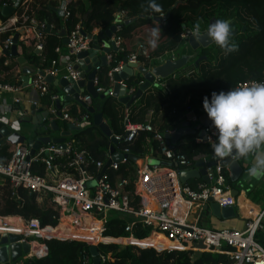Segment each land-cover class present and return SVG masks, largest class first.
<instances>
[{
    "label": "built area",
    "instance_id": "built-area-1",
    "mask_svg": "<svg viewBox=\"0 0 264 264\" xmlns=\"http://www.w3.org/2000/svg\"><path fill=\"white\" fill-rule=\"evenodd\" d=\"M15 1L0 0V7L13 6ZM27 2L29 0H19L14 13L7 17L5 21L0 20V35L9 28H11L12 33L22 29L25 34L21 36L19 41L29 48L31 52L41 55L44 50L46 24L37 21L33 17L29 18L25 14ZM67 3L65 0L62 7H60L61 3L58 5L57 8H61L62 11V16L60 17L67 16ZM19 6L23 9L21 14L17 13ZM162 16L160 15V17ZM125 19L124 12L119 10L114 15L113 24H121ZM163 21L161 20V24ZM119 29L108 39L113 41L116 51L123 50L122 38L118 34ZM82 31L81 24H76L66 33L68 43L63 45V47L58 46L54 49L58 56L56 59L51 60L48 67L41 69L45 74L50 73L55 77L60 73L64 77H71L73 80L78 78V71L73 69L75 55L80 51L89 49L92 42L90 38L83 35ZM12 33L4 39H0V57H5L3 61L5 68L9 66L10 56L6 55V52H9L11 46ZM191 33H194V31H191ZM180 37L184 43L188 37L187 30L181 32ZM103 46V43H100V48ZM178 50L179 47H175L170 51L164 52L163 55L157 56L155 61L161 62L167 57L175 59L178 56ZM137 55L142 56L146 60H152L141 44H138ZM104 56H106L108 65L112 59L111 53H107ZM126 57L127 61H138L135 53ZM120 65L110 68L107 72L110 82L112 81V73L118 71ZM99 68L100 66H96L95 70L98 71ZM35 69L37 71L40 68L36 67ZM5 75L6 72H0V120L7 118L12 112H16L17 121L20 123L24 114L21 109L16 107L21 103L20 95L27 90H31L39 97L49 96L50 105H52L50 107L51 114L56 115L59 112L63 120L71 124L76 121V125L88 121L86 113L81 114L77 122L69 114L68 108L61 106L60 110L57 111L54 107V102L58 94L50 92V84L36 73L33 74L31 81L26 86L21 81H7ZM15 78L19 79L17 75H15ZM155 82L165 92H168L167 84L163 80L156 79ZM253 82H264V79L241 81L234 88L249 86ZM93 83L98 94H103L108 90L103 86H97V75L93 78ZM133 91V88L128 90L129 94ZM107 95L112 96V92L110 91ZM80 99L86 105H90V95H83ZM128 115L129 109L126 108L124 111V132L119 135H113L117 142H131L138 131L143 130L150 134L145 141H155L157 144L155 151L156 161L151 165H144L140 168L135 167L136 175L132 182L120 177L111 181L110 175L106 172L107 168L116 171L119 163L130 161L128 159L130 152L127 146L118 152L121 154L120 161H111L105 171L100 174L106 162L91 159L87 150L78 148L79 146L76 145L75 140L70 138V136L66 137L64 141L65 148H59L56 144L50 143L42 146L33 154H31V149L27 144H4L8 146L10 157L7 161L0 162V178L3 182L6 181L12 190L20 187L26 189L28 193H34L38 197L45 198L59 213L57 226H41L37 218L28 220L20 218L15 221H9L13 216L0 215V235L8 233L18 234L21 236L20 242H26L29 245L30 252L25 254L17 264H20L24 259L45 257L48 253L46 240L51 238L78 240L89 245L95 241L96 243L94 244L106 239L116 242L122 239L126 240L125 242L128 245L154 247L140 244L152 233L161 234L165 239L172 242V246H167L166 249L191 250L199 253L205 250L225 254L230 258L231 264H264V243H260L255 239V235L262 224L264 208L254 214L249 210L252 218L250 217L245 221L243 229L234 227L208 228L200 226L197 223L198 218L189 216L191 207L198 206L202 208L208 198L218 202L221 207L235 205L236 199L231 195V186L227 181V167L220 166L216 161L214 166L205 167V175L208 181H202L195 186L180 182L178 168H188L198 159H203L206 163L208 162L207 154L202 153L192 159H188L184 153L174 151L170 147L166 141L165 132L155 128L149 117L142 122L133 123L128 120ZM193 119H196L195 116ZM43 120L45 121L44 128H50V121L47 119ZM210 124L211 121L203 127L201 135L197 132L192 137L195 143L202 144L206 142L210 145L214 143L215 130L210 127ZM107 153V160H111L112 154L110 152ZM55 159H64L65 164L60 166L54 163ZM40 163L44 167L43 174L33 171L34 164ZM89 163H94L96 174L90 171ZM89 183L93 184L89 186ZM112 212H119L126 219L123 227L124 235L117 238L103 236L105 223ZM89 222H96L97 224L98 238L96 240H87L74 235L72 237V235L68 234L69 230L84 229ZM136 225L137 227L140 225L142 229H148V236L141 239L137 238L133 233ZM198 243L202 244L204 248L196 247ZM90 260L89 254L84 252L81 254V264H90ZM104 260L105 258L100 256V261L103 262Z\"/></svg>",
    "mask_w": 264,
    "mask_h": 264
},
{
    "label": "trees",
    "instance_id": "trees-1",
    "mask_svg": "<svg viewBox=\"0 0 264 264\" xmlns=\"http://www.w3.org/2000/svg\"><path fill=\"white\" fill-rule=\"evenodd\" d=\"M160 5L159 12H145L147 0H87V5L83 0H73L66 4L67 16L60 17L54 8H57V0H29L25 14L30 18L33 17L37 21L51 25V31L44 32V50L41 55L35 52H26L23 48L22 54L26 57V61L34 64L40 69H45L50 65L51 60L57 58L54 51L56 47H63L61 37L58 31L63 24L68 33L76 24H81L83 32L87 34L93 33L95 29H99V33L108 29L114 21L115 13L120 10L125 14L126 19H132L127 25H122L118 34L122 38V51H110L112 59L106 66H100L97 71L98 84L107 89L110 80L107 72L110 68L121 64L124 57L133 51L134 46L141 44L151 56L152 60H146L140 55H136L138 61L149 67L155 61L157 56L163 55L164 52L170 51L175 47H181L183 42L180 34L183 31H193L194 24L199 22L201 31L206 30L207 21L211 17L217 19H230L232 30L237 29L231 36V41L237 45V50L225 55L214 43L205 48H201L199 54L206 55L205 59L200 63L193 72L185 78L183 75L170 76L165 78L168 92L163 93L157 86L155 90L159 92L164 103H168L169 108L163 115V122L158 125L162 131L173 130L177 125L184 121L186 111L193 113L198 118L203 112L202 101L204 97L211 96L213 91L227 92L230 88L241 81L248 79H264V0H156ZM23 11L20 6L17 13ZM169 11V16L162 24L157 23L154 17L164 15ZM0 20L5 21L6 17L0 15ZM159 24L162 32L158 40L156 49H152L148 45L147 37H143L140 31L148 25L157 26ZM11 28L0 35V39L11 35ZM97 34V35H98ZM43 57V58H42ZM5 57H0V69H4L3 61ZM141 76L136 73L129 77L125 84L134 90L141 81ZM206 94L203 97L190 96L186 104H181L178 100L187 92V88H203L206 87ZM49 90L56 93L52 85ZM153 94H147L140 99V103L136 106H130L128 120L133 121L134 110L137 109V115L145 117L146 109L149 107L150 99ZM42 102L49 105V96H44ZM175 103V104H174ZM90 106L93 107L95 113H101L102 118L111 131L112 135H119L124 132V110L121 103L110 95L104 97L91 98ZM78 111L75 107H69V113L72 117L80 119L81 114L88 115L87 120L91 122L92 114L83 107ZM143 121V118L140 119ZM57 122V120H56ZM1 125V124H0ZM64 129H68L67 123L61 124ZM150 134L140 130L131 142H117L114 145V151H122L127 146L131 155L143 157L146 148V137ZM70 138L74 139L78 148L87 150L89 156L94 161L106 162L107 152L111 145L110 138L100 131L98 126L90 123L80 128L78 131L72 132ZM152 149H157L155 141H151ZM174 151L184 153L188 159L205 153L208 159L213 156L212 147L209 143H195L190 140L185 143L177 144ZM7 145L0 146V162H5L10 157ZM90 161V160H89ZM54 163L63 166L64 159H55ZM193 164V163H192ZM89 169L95 173L94 163H89ZM33 171L38 174L44 173L43 164H34ZM106 172L110 175L111 181L117 177L124 178L132 182L135 179L136 168L133 162L119 163L118 169L112 171L107 168ZM227 181L232 185L229 176ZM195 186V183H188ZM258 192V193H257ZM260 190L255 188L248 195L255 198ZM0 215L13 218L9 221L23 218H37L41 226L51 225L57 226L58 210L45 198L38 200V196L34 193H28L24 188L10 189L5 181L0 186ZM126 219L119 212H112L108 216L105 223V231L103 236L117 238L124 235L123 227ZM64 231V230H63ZM81 236L92 234L93 240L98 238L97 226L89 229L86 226L85 231H77ZM133 233L137 238H145L148 236V229L140 228V225L134 226ZM255 239L263 243V238L258 230ZM88 240V239H87ZM161 236L145 239L140 242L144 245H154L161 248L165 243ZM167 242V241H166ZM48 253L45 257L37 259H24L20 264H81V254H89V244L78 240H60L51 238L46 240ZM98 255L103 256L105 260L100 264H231V260L225 254L204 251L203 253L193 252L191 250H170L156 249L154 247H138L133 245H118L116 243L96 244ZM90 255V254H89ZM91 264V260H90Z\"/></svg>",
    "mask_w": 264,
    "mask_h": 264
},
{
    "label": "water",
    "instance_id": "water-1",
    "mask_svg": "<svg viewBox=\"0 0 264 264\" xmlns=\"http://www.w3.org/2000/svg\"><path fill=\"white\" fill-rule=\"evenodd\" d=\"M65 0H62L61 6H63ZM19 0H16L13 6L0 7V15L4 17L11 16L15 8L18 6ZM59 16H62L61 8H54ZM119 11V10H118ZM169 16V11L165 13L162 17H154V20L161 24V20H165ZM216 20L215 17H211L207 21V26ZM132 21V19H125L121 24H112L104 32L98 35L86 34L82 31L83 35H86L91 39V47L87 50L80 51L75 56V62L73 69L78 71V78L73 80L71 77H64L60 74L55 76L45 72L41 69L37 70L33 67L26 65V57L18 53L17 47L19 43L20 31L13 33L11 38V46L9 52L6 55L13 57L16 62L21 66V81L24 86H26L31 81V76L34 73L44 78L48 84H53L58 86L61 90L58 94L57 99L54 102V107L56 110H60L64 103H71L72 101L81 105L90 114H92L91 122L86 121L79 125L68 124V129L62 131L59 137H52L50 135H38L39 131L33 129L30 133L23 134L21 132L12 130L6 125L0 126V144H27L31 149V154L36 150L45 146L47 144H56L59 148H65V139L71 132L78 131L90 123L98 126L100 131L110 138L111 145L109 146V152L112 154L111 160H107L100 174L105 171L111 161L118 162L121 159V154L114 151V145L117 144V140L111 134L108 126L102 118L101 113H95L94 109L90 105H86L81 99L80 94L85 91L91 98L104 97L110 91L112 96L116 97L118 101L124 104L126 107H130L136 99H138L141 94L154 83L156 79L164 80L170 76H174L178 71L184 69L189 65H193L195 68L200 63V60L205 59L206 55L199 54L201 48H205L212 44L209 37L207 36L206 30L201 31L199 35L191 33V30H187L188 37L186 41L178 50V56L175 59L170 57L165 58L163 61L158 63H152L149 67H144L138 65L137 62L127 61V57H124L120 65V69L112 73V88H109L105 93L98 94L95 91V86L93 83V78L97 75L95 70L96 66H106V57L103 55L98 57L97 53L99 50L102 53H109L110 51H116L113 41L108 39L112 34L121 28L122 25H127ZM206 26V29H207ZM51 31L48 24L45 26V32ZM237 29L232 30V34L235 33ZM61 37V42L63 45L68 43V38L66 36V30L61 26L60 30L57 32ZM100 42L103 43V47L100 48ZM136 68L140 75L141 81L137 88L129 94L128 87L125 81L133 75V69ZM36 104H30L29 113L25 110V114L21 117V122H30L37 127L43 119L48 117V111L46 109L38 108ZM20 109L24 110V106L20 105ZM58 117L60 113L57 112ZM210 122L207 117L206 112L203 109V113L197 118V124L191 126L190 121L184 120L180 122L173 132H165V138L170 147H173L177 140L186 135H195L197 132L201 135L203 133V127ZM50 125L53 130H56L55 121L50 120ZM128 159L133 162L137 168L141 167L142 159L141 157H136L134 155H128ZM244 158H225L223 160L216 158L218 164L222 167H227L229 179L232 183H237L240 186H251L252 179L248 175V170L241 163ZM216 160L204 162L203 159H198L194 162L192 167L188 168H178L179 180L182 183H188L189 180H205L208 181L205 175V167L214 166ZM140 161V162H139ZM93 183H89L91 186ZM231 195L235 198L238 194L236 188H231ZM208 210L209 214L216 218L217 220L226 221L228 219L235 217V208L233 205H227L221 207L218 202L211 198H208L207 202L203 205L202 210ZM21 236L14 233H8L6 235H0V264H17V262L29 251V245L26 242H20ZM198 248H204L202 244H196ZM205 251V250H204ZM202 251V252H204ZM200 252V253H202ZM89 254L91 257V264H100V257L98 255L96 244L89 245Z\"/></svg>",
    "mask_w": 264,
    "mask_h": 264
},
{
    "label": "crops",
    "instance_id": "crops-1",
    "mask_svg": "<svg viewBox=\"0 0 264 264\" xmlns=\"http://www.w3.org/2000/svg\"><path fill=\"white\" fill-rule=\"evenodd\" d=\"M66 1L67 2H71L73 0H66ZM57 2H58V5H59L61 3V0H57ZM83 2L87 5V0H83ZM58 5H57V7H58ZM61 26L64 27L63 24ZM152 27H153V25H148V26L144 27L142 29V31H140L139 35H141L143 37L150 38L149 31H150V29ZM17 31L21 32V34H19V39H20L21 36H23L25 34V31H23L22 29H18ZM98 32H99V29H95L93 31V34H98ZM23 48L26 49V52H30L29 48L25 47V45H23V43L21 41H19L17 50H18V53L20 55H23L22 54ZM132 53H136V54L138 53V45H135L133 51H131L129 54H132ZM97 55H98V57H101V56L106 55V54L102 53V51L99 50ZM137 63H138V65L144 66V64L142 62H140V61L139 62L137 61ZM25 64L28 65L29 67H33V68L37 67L34 64L29 63L27 61H26ZM0 72H2V73L6 72L5 79L7 81H10V82L21 81V77H22L21 66L16 62V60L13 57H10L9 66L7 68L0 69ZM136 73H138L140 75L139 71L136 68H134L133 69V75H135ZM15 75H17V77H19V79L15 78ZM58 75H60V73L57 74L56 76H58ZM30 76L33 77V75H30ZM164 82L166 83V81H164ZM21 83H22V81H21ZM51 85H52L53 89L56 91V93H60L61 89L58 86H55L53 84H51ZM112 86H113V82L111 81L110 85H109V87L107 89L112 88ZM157 86H159V85L154 81V83L151 84V86L149 88H147L141 94V96L138 99H136L133 103H131L132 104L131 106L134 107L137 104H139L140 103V99L145 97L147 94L150 93V94H153V96H154V97H152L150 99V102H149L150 105L146 109L145 117L143 115H140V114L137 115L136 113H137L138 110L135 109L134 110V114H133L134 116H133V119H132L133 121H130V122L139 123V122H142V121H140L141 118H143V120H145L146 118L149 117L151 119V122H152V124L154 125L155 128H158V125H160L163 122V118H164L163 115L167 112L170 104L164 103V101L161 98V95L159 94V92H157L155 90V88ZM158 88L161 89L163 91V93H166L165 90L161 86H159ZM127 90H129V87H128ZM86 94L87 93L85 91H83L80 94V97H82L83 95H86ZM20 97H21V103H19L16 108L20 109V105H23L24 106V110H22L23 111L22 113L25 114V110H27V112L29 113V107H30V104H32V103L36 104L35 106H37L38 108L39 107L40 108L43 107L44 109H46L48 111V114H49L46 119L49 120V121L50 120H54L55 121L56 130H53L51 125H50V128L45 129L44 128V126H45V121L44 120L37 127H35L33 124L31 125L30 122H20L19 123L17 121L16 112H12L10 115H8L7 118H5L3 120H0V124L1 125H6L7 127L11 128L12 130L21 132L23 134L30 133L33 129L37 128V130L39 131L38 135H50L52 137H59L60 133L62 131H66V129H64L61 124L64 123V122L69 124V122L63 120L61 117H58L57 114L56 115L51 114L50 107L52 105H50V103H49V105H45L42 102V98L43 97L37 96L36 93L34 91H31V90L25 91L23 94L20 95ZM188 98L189 97H187L186 101L188 100ZM117 101H118V99H117ZM178 101L181 102V104H184V105L186 104V101H183V98L178 100ZM71 106L75 107L78 111L80 110L79 108L82 107L81 105H79L78 103H76L74 101H72L71 103H64L62 105V107L68 108V112H69V107H71ZM121 106H122V109L124 111H125L126 108H129V107H126L122 103H121ZM194 116L195 115H193V113H191L189 111H186V113H185V118H186L185 120L190 121L191 126H194V125L197 124V118L195 116L196 119H193ZM56 120H57V122H56ZM76 120H77V122L79 121V119H76ZM75 122L73 123V125H76ZM81 123H83V122H81ZM175 129H177V127H175L173 130H165L164 132L174 131ZM71 134H72V132H71ZM71 134L69 136H71ZM193 136L194 135H186V136L180 137L177 140V143H175L172 148H174L177 144L185 143V142H188V141L192 140ZM146 148H147V151L145 152V155L143 157H141V159H142L141 167H143L144 165H151L152 163H154L156 161V155L154 154V151L152 149L151 142H146ZM213 160H216V158L214 156H212L211 159H208V161H213ZM252 160H253V155L250 154L247 158H244L241 161V163L248 170L249 167L251 166ZM193 164L190 167H192ZM135 167L137 168L138 166L135 165ZM227 174H228V170H227ZM228 176H229V174H228ZM202 181H205V180H189L188 183H192L193 182L196 185L197 183H201ZM2 184H3V180L0 178V186ZM230 186H231V188L234 187V188H236L238 190V194L235 197L236 202H235L234 208H235L236 214H235L234 218L228 219L226 221L217 220L216 218H214L213 216H211L209 214L208 210H204V209L202 210V208L198 207V206L191 207V211L189 212V216L191 218H198L197 219V223L200 226H205V227H208V228L209 227L210 228L234 227V228H237V229H243L244 225H245V221L248 218H250V217L252 218V214H254V213H256V212H258V211H260V210H262L264 208V178H261L260 180L252 179V185L251 186H240L237 183H232V185H230ZM255 188L259 189L260 192H259V194L255 195V198H252V194H251V196H249L248 192H251V190L255 189ZM249 210L252 211V214L249 213ZM86 226H88L89 229H92L93 227H96L97 224H96V222L95 223L94 222H89ZM85 228L84 229L82 228V230L85 231ZM82 230H75V232L76 231H82ZM61 231H63V230H61ZM69 231H70V235H73L74 231L73 230H69ZM259 231H260V233L262 235L263 243H264V217H263V220H262L261 227L259 228ZM88 235H86V236H88ZM156 236H161L164 240L167 241V242L165 241V243H163L161 245L162 247H164V246H172V242H170L169 240L165 239L161 234L152 233L148 238L152 239L153 237H156ZM148 238H146V239H148ZM94 240H96V239H94ZM106 240H111V239H106ZM125 241L126 240H122V239L121 240H117V242H125ZM149 246H154V245H149ZM155 248H157V247H155Z\"/></svg>",
    "mask_w": 264,
    "mask_h": 264
},
{
    "label": "clouds",
    "instance_id": "clouds-1",
    "mask_svg": "<svg viewBox=\"0 0 264 264\" xmlns=\"http://www.w3.org/2000/svg\"><path fill=\"white\" fill-rule=\"evenodd\" d=\"M145 12H159L156 0H147ZM195 35L201 32V25L193 27ZM159 24L149 31L148 45L158 46L161 35ZM210 41L225 55L237 50L231 41L232 24L230 19H217L206 29ZM202 106L211 121L215 139L212 143L213 156L218 159L247 158L253 155L248 175L260 180L264 178V82H253L249 86L230 88L227 92L213 91L210 98L204 97Z\"/></svg>",
    "mask_w": 264,
    "mask_h": 264
},
{
    "label": "rangeland",
    "instance_id": "rangeland-1",
    "mask_svg": "<svg viewBox=\"0 0 264 264\" xmlns=\"http://www.w3.org/2000/svg\"><path fill=\"white\" fill-rule=\"evenodd\" d=\"M193 70H194L193 69V65H189V66L185 67L184 69H182L181 71H179V74L178 73L177 74L179 76L183 75L185 78H187V77H189L188 75L193 72ZM207 87L208 86L203 87V88H193V87L187 88V92L182 97L183 101H186L187 97H190V96H195V97H198V98L205 96ZM38 200H42V198L38 197ZM98 242L116 243V244L122 245V246L128 245L126 242L117 243L116 241H112V240H101V241H98ZM94 243H96V241L91 243V244H94ZM161 248H167V246H164V247H161Z\"/></svg>",
    "mask_w": 264,
    "mask_h": 264
},
{
    "label": "bare ground",
    "instance_id": "bare-ground-1",
    "mask_svg": "<svg viewBox=\"0 0 264 264\" xmlns=\"http://www.w3.org/2000/svg\"><path fill=\"white\" fill-rule=\"evenodd\" d=\"M68 234H70V232L68 233ZM73 235L74 236H80V237H82V238H86V239H88V240H93V235L92 234H89L88 236H86V235H83V236H81L77 231L75 232H73ZM72 235V236H73Z\"/></svg>",
    "mask_w": 264,
    "mask_h": 264
}]
</instances>
